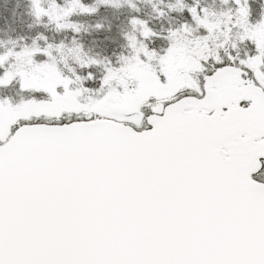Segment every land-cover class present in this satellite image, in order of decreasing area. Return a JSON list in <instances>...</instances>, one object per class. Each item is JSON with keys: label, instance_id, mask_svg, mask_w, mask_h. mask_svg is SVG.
<instances>
[{"label": "snow or ice", "instance_id": "obj_1", "mask_svg": "<svg viewBox=\"0 0 264 264\" xmlns=\"http://www.w3.org/2000/svg\"><path fill=\"white\" fill-rule=\"evenodd\" d=\"M27 15L0 40V264H264V0Z\"/></svg>", "mask_w": 264, "mask_h": 264}, {"label": "rangeland", "instance_id": "obj_2", "mask_svg": "<svg viewBox=\"0 0 264 264\" xmlns=\"http://www.w3.org/2000/svg\"><path fill=\"white\" fill-rule=\"evenodd\" d=\"M212 0H209V3H211ZM14 5H13V4ZM14 7V8H13ZM259 3L254 5V10L256 12L259 11ZM9 8L14 9L13 15L16 16V25L15 26H6L4 23L1 24L0 22V29L1 28H7L4 31V34L6 33H14V29H29L28 25L31 23L30 17L27 15V0H0V10L6 11L9 10ZM5 14V12H1V14ZM2 14V15H3ZM17 14V15H16ZM109 18H112L111 12L108 13ZM2 17V16H0ZM121 20H123V16H121ZM114 23H119V21H113ZM9 39L8 36H4V40L7 41Z\"/></svg>", "mask_w": 264, "mask_h": 264}, {"label": "trees", "instance_id": "obj_3", "mask_svg": "<svg viewBox=\"0 0 264 264\" xmlns=\"http://www.w3.org/2000/svg\"><path fill=\"white\" fill-rule=\"evenodd\" d=\"M1 12H5V14L2 13L3 14L2 15ZM14 12L15 11L12 8H9V10H6V11L5 10L4 11L0 10V16H2V17H0L1 24L4 23L6 26H15L16 25V16L13 15ZM1 29H7V28H1ZM12 29H14V33L11 32V33L4 34V32H2V33H0V36L17 37L18 35L28 34L29 33V29H23V28L22 29L12 28ZM16 30H21L22 32H15Z\"/></svg>", "mask_w": 264, "mask_h": 264}, {"label": "flooded vegetation", "instance_id": "obj_4", "mask_svg": "<svg viewBox=\"0 0 264 264\" xmlns=\"http://www.w3.org/2000/svg\"><path fill=\"white\" fill-rule=\"evenodd\" d=\"M258 4V3H257ZM260 6V4H259ZM6 29L0 30V32H4ZM16 32H22L21 30H16ZM15 39L16 37H9V39ZM0 40H4V37H0ZM10 94L14 95V91L10 92Z\"/></svg>", "mask_w": 264, "mask_h": 264}]
</instances>
